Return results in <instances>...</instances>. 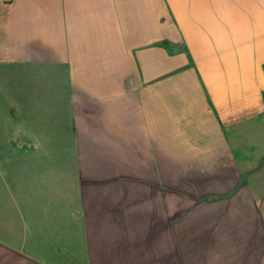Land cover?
Here are the masks:
<instances>
[{
  "label": "crops",
  "instance_id": "0c3cea01",
  "mask_svg": "<svg viewBox=\"0 0 264 264\" xmlns=\"http://www.w3.org/2000/svg\"><path fill=\"white\" fill-rule=\"evenodd\" d=\"M0 264H264V0H0Z\"/></svg>",
  "mask_w": 264,
  "mask_h": 264
},
{
  "label": "rangeland",
  "instance_id": "374dc122",
  "mask_svg": "<svg viewBox=\"0 0 264 264\" xmlns=\"http://www.w3.org/2000/svg\"><path fill=\"white\" fill-rule=\"evenodd\" d=\"M8 94V85L7 82H0V95H7Z\"/></svg>",
  "mask_w": 264,
  "mask_h": 264
}]
</instances>
